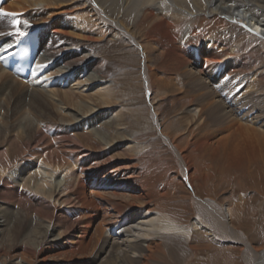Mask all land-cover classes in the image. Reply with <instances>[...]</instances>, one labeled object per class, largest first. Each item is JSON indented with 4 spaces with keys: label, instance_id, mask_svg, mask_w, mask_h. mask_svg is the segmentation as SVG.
Listing matches in <instances>:
<instances>
[{
    "label": "bare ground",
    "instance_id": "obj_1",
    "mask_svg": "<svg viewBox=\"0 0 264 264\" xmlns=\"http://www.w3.org/2000/svg\"><path fill=\"white\" fill-rule=\"evenodd\" d=\"M3 9L19 15L24 30L41 29L44 38L41 55L49 61L42 62L40 55L37 65H49L39 85L27 90L0 67L1 96L7 93L4 103L7 109L0 117L3 123V129L0 128V204H17L23 213L2 211L0 206V236L3 234L0 259L4 258L2 251L9 246L7 257L11 263L15 260L22 264L45 263L57 254L89 255L94 250L93 262L104 254L99 264H149L160 249V244L154 243L160 240V235L185 234V228L156 208V199H163L154 196V187L145 175L132 173L131 167L122 166L125 174H132L133 180L130 183L114 181L112 187L128 188L125 190L134 192L130 195L103 192V183L98 184L102 182L99 179H103L98 168L103 167V173L106 172L114 160H126L136 147H119L122 149L119 155L113 157L109 153L104 160L102 153L112 151L110 148L115 143L122 146L127 142L125 135L133 139L134 132L142 129L148 120L143 113L137 115L139 111L129 112L127 116L118 111L110 116L114 105H127L125 97L134 101L130 96L134 93L130 82L118 92L116 85L108 84L113 59L115 62L127 59L126 51L130 47H126V43L135 46L137 56L138 49L141 50L140 85L147 96L153 95L151 100L155 97L163 101L169 96L182 95L181 98L171 97L174 102L168 101L173 105L167 103L164 128L158 114L163 102L150 106L149 119L178 158L181 177L190 190L195 189L194 183L207 188L210 182L204 174L206 170L202 172L204 164L197 162L202 147L225 173L241 172V164L245 162L243 153L248 162L264 164V61L257 65V72L263 71L259 75L244 74L246 68L234 62L232 47L226 45L225 50L220 47L225 39L223 34L210 37L205 33L207 28H213L229 29L250 37L254 34L264 49V0H6ZM66 13H73L72 21L64 17ZM11 17L1 18L0 24H7ZM0 41L6 43L4 39ZM55 65L65 68V72L61 69L60 75L55 73L54 77ZM159 71L166 78L160 79ZM169 74L183 77V85H175V78ZM72 75L75 79L69 82L67 90L48 86L47 80L67 81ZM215 85L222 90L221 94L233 98L226 101L227 97L213 88ZM89 88L91 93L84 95ZM242 100L244 111L238 109ZM175 103L181 110L188 104L197 105L192 119L198 126L182 132L177 117L180 111L173 108ZM226 103L236 104L237 108ZM24 107L29 113L21 114L17 128L10 120ZM260 108L263 109L260 111ZM32 117L37 121L35 127L30 120ZM88 123L101 124L99 131L107 133L108 140L99 134L96 137L91 130L85 131ZM119 127L125 130L120 131ZM216 133H225V137L213 142L211 139ZM47 137L53 140L48 141ZM141 187L143 192L138 190ZM108 195L113 199H108ZM28 197L36 205L32 211L36 221L30 217L28 209L23 208V201ZM119 199H128L134 204L121 210L124 204ZM191 199L198 211L194 228L205 225L204 230H209L208 226L213 227L243 246L244 264H264V248L256 250L233 225L235 211L216 206L212 199L205 201L195 195ZM136 203L137 208L133 207ZM145 204L148 210L140 208ZM89 208L95 211L92 217L84 214ZM66 211H74L73 215L78 216L70 219ZM40 214H44V219ZM111 217L113 223H117L114 226L111 222L106 225ZM11 218L15 228L4 234L1 229L11 223ZM134 220L131 227L130 222ZM24 228L29 232L23 237ZM57 229L59 233L55 234ZM210 235L212 240L216 239ZM107 248L109 251L105 253ZM117 249H121L120 253ZM91 260L86 261L91 264Z\"/></svg>",
    "mask_w": 264,
    "mask_h": 264
},
{
    "label": "rangeland",
    "instance_id": "obj_2",
    "mask_svg": "<svg viewBox=\"0 0 264 264\" xmlns=\"http://www.w3.org/2000/svg\"><path fill=\"white\" fill-rule=\"evenodd\" d=\"M67 15H68V17H67ZM71 15H72V17H70ZM64 17L66 19L72 21V19L74 18V15H73V13L72 14L66 13V15ZM251 30L254 31L255 29L253 30V28H252ZM211 31H212V33H211ZM228 31H230V30L229 29H227V30L226 29H220V30L215 29L214 30L213 28H207L205 33L208 34V36H210V37H216V36H218L219 33L223 34L225 39H224V42H222L223 44L222 43L220 44V47L222 46L224 50H225L226 45H227V47H232V51H235V53L233 52V54H232V55H234V57L236 59V61H234V62L236 64H238L239 66L241 65V66H244L246 68V71H245L246 73L244 72V74H248V73L252 74V72H253V75H254V73L256 75H259L260 72L262 73L263 71H261V70H258V72H257V67L259 65H262L263 64L262 62L264 61V59H263L264 58V49L261 46V42H260L259 38H257L254 34H252L251 35L252 37H250V36H244L241 34L234 33L235 31H233V32L230 31V33ZM230 35H232V36H230ZM229 38H231V39L233 38V39L231 40ZM229 40H230L231 44H229ZM235 44L237 47L235 46ZM125 46L130 47V48H127V51H126L127 59L125 58L124 62H122L121 60H116V62H115L113 59V62H112L113 64H112V68H111V72L113 71V73H111L112 76L110 75V77L108 78L110 80V82H108V84L111 86L116 85L115 91L118 92L122 88L123 89L125 88V84L130 82V84L134 88L133 89L134 93H132L130 96L133 97L134 101L131 102L129 98L125 97V100L127 101V105L126 106H119V107L118 106L115 107V105H114L113 106L114 110H112L110 116L113 117L114 114L117 113L118 111L126 114V116L129 112L139 111V113L137 115H139L140 113H143L144 118L145 119L148 118V120H147V124H145L142 129H139V130L134 132V134L132 135L133 139L129 138L127 135H125L127 138L126 139L127 142H124L122 144V146H118L115 143V144H113V146H111L112 148H110L112 151L107 152V154L102 153L101 157H102V160H104V157L106 155H108L109 153H110L109 155L113 156V157L119 155L121 153L120 150H122V149H119V147L125 148L127 145L136 147L135 152H133L132 154L128 153L126 160L121 159V158H119V160H114L112 163L113 166H109V169H107L106 172H104L105 174L103 173V169H104L103 167L98 168L99 169L98 174H99L100 178L103 177V179H99L102 182H100L98 184L103 183V186H104V187L102 186L103 192L105 191L107 193L108 192L112 193L115 191L116 193H123L124 192V194H126V195L127 194L128 195L134 194V192L125 190L128 188H122V186L121 187L119 186L117 189L112 187L114 185V183H116V182H126V180L129 183L132 182V180H133L132 174L131 175L125 174L126 170L124 171L123 170L124 168L122 166L127 165V166L131 167L133 170L132 173L136 172V173H138V175L139 174L140 175L142 174V176L145 175L146 176L145 179L147 181H150L151 185L154 187L153 188L154 192L151 190L153 193H155L154 196H156V197L160 196L161 197L160 200L163 199L162 201H159L158 198H157L158 200L156 199V201H158V204H156L157 205L156 208L158 210H160L159 212H162L164 215L167 214L166 216L169 217L175 223H177V225L185 228L184 229L185 234H184V232H182L179 234L160 235V237H161L160 240L154 241V243L160 244V249H159V251L156 252L157 255L153 256V258L149 264H209V263H212V264H244V260L242 259V251H243L242 247L243 246L238 245L235 242L229 240L227 237H225L219 231L215 230L213 227L208 226L209 230L211 231L210 233H209L208 229H207L208 231L204 230V228L206 227L205 225H204V227H200L201 229L193 227V224L196 222V217H197L198 211L195 208V205L192 202L191 198H192V195H195L196 197L200 198L201 200H205V201L212 199L214 201V204L217 203L216 206H218V207L224 206L225 208L227 207L231 211H235L236 215L233 214L234 215L233 218L234 217L235 218L234 219L232 218V221H233V225L235 226L236 230L238 232H240L241 234H243V237H245L246 241L251 246H253L256 250H260V248L263 249L264 248V164L261 165L260 162H258V163L253 162V164H254L253 165L252 162H248L246 159V156H244L246 153H243V154H241V156L243 157L245 162L243 164H241L242 166L240 167L243 171L240 170L241 172H237V175H235L236 172L225 173V170H223V167L221 165L217 164L216 161H212L209 159L210 156L208 154H205L206 150L203 149V147H202V149L200 148L201 152L198 154L199 158H198L197 162H202L204 164V168H203L202 172H204L206 170V172L204 174H206L209 177L210 182H209L207 188H204L203 186H199L200 184L194 183L195 189H193V191H194V194H193V191L189 189V187L185 184L183 177H181V174H180L181 170H180L178 158L176 157L175 153L164 142L163 137H161L160 134L158 133V130L155 127H153V125L150 123V119H149V116H150L149 114L151 112L150 106L153 104L152 106L155 107V106H158V104H160L161 102H163L160 109L158 110V114L160 115L159 119L161 120L159 122H161L162 127H163L165 118H167V115L165 113H167V110L169 109V104L173 105V103H169L168 101L174 102L171 99V97H174L175 95L169 96L168 98L166 97L163 101H158V98L156 99L155 97L153 98L154 100L153 99L151 100L150 98H152L153 95L147 96L145 94V92L142 91L141 85H140L139 72H140L141 60L143 59L142 54H141V50L138 49V56H137L136 51H135V46L131 47L130 44L127 45V43L125 44ZM225 52L228 53V51H225ZM93 54H94V52H93ZM229 55H231V54H229ZM41 56H40V58H42L41 59L42 62L46 63V61H49V59L46 56H44V55H41ZM244 63H245V65H244ZM215 67H218V66H215ZM54 68L55 69H52V71L54 72V77H56L55 75H57V74L60 75L61 69H62V71L65 70V68H60V66L58 67L56 65L54 66ZM250 70H251V72H250ZM69 72L72 73V70H70ZM55 73H57V74H55ZM66 73H68V72H66ZM158 75H159V77H161L160 79L166 78V77H163L164 73H161L160 71H159ZM171 75L172 74H169V76H171ZM85 76L87 77V75L84 74L83 79L86 78ZM171 77L175 78V79L173 78L175 85L176 84H178L180 86L183 85V83H182L183 77L177 78L174 75ZM212 77H214V76L212 75ZM72 78L75 79V77L73 75H72ZM215 79H218V78H215ZM66 82L67 81H65V80L63 81V83H66ZM222 82H224V81H222ZM120 84H122V85H120ZM69 86H70V84L65 89L67 90L69 88ZM215 87L218 88L217 90L219 91V94L222 97H227V98H225L226 101L229 102L230 98L231 99L233 98L232 96L230 97L228 95L221 94L222 90L219 87H217V85H215L213 88H215ZM26 88L30 89V87L25 85V89ZM65 89H63V90H65ZM90 90H92V89H90V88L88 90L86 89L87 92H83V94L84 95L90 94L91 93ZM131 91L132 90L130 89V92ZM236 92H237V90L234 93H236ZM1 94H3V93L0 92V106L2 107V109H0V117L5 115L4 112L7 109L6 106H4L5 101H7V99H6L7 93L5 92V95H2V96H1ZM181 96L182 95L180 94L179 97L181 98ZM175 97H178V96H175ZM242 101L240 103L242 104L243 107L241 106V109L238 108L240 111H244L246 109V108L242 109V108H244V104H243L244 101L243 102ZM248 101H251V97L249 98ZM26 102L28 103V98H26ZM167 103H169V104H167ZM196 106L197 105H195V104H190V105L188 104V107L187 106L185 107L186 110L185 109L181 110V108H177V107H180V105L178 103L174 104L173 108L175 107L176 109H178L180 111L178 113L179 115L177 117L179 118L178 121H181V122L178 123V121H177V123H178V126L180 128H181V126L184 128V129L181 128L182 132L183 131L186 132V129L191 127V126H192L191 129H193L194 126L196 127L197 122H195L196 120L192 119V114H193V112H195ZM227 106L232 107L234 109L237 108L236 104L235 105L227 104ZM27 109L28 108L24 107L22 109V112H20L19 114H17L16 117L14 116L10 120V123H13L18 128V126L16 124H18V122H19L18 120L21 119L20 118L22 116L21 114L29 113ZM262 109L263 108H260L259 110L261 111ZM107 110H108V113H109V111H111V109H109V108ZM104 112L107 113L106 110ZM98 113L101 114L102 112L99 111ZM254 114L255 113H253V115ZM183 115H186V116H183ZM112 117H110V118H112ZM32 119L30 118L31 122L33 123V125L35 127L37 124V121L34 120L35 119L34 117H32ZM57 119H59V118L57 117ZM81 121H83V119H81ZM21 122L23 124L24 121L21 120ZM2 125H3V123L0 122V128L1 129H3ZM19 125H20V123H19ZM93 125L94 126L90 125V123L85 125V127H87V130H85V131L91 130L94 133H96V134H94L96 137L99 134V135H101V138L104 137V139L108 140V138L110 136H108L107 133H105L102 130L99 131V126L101 124L97 125V123H93ZM123 127H125V126H123ZM123 127H119L120 131H123V129H124ZM170 130H172V129H170ZM172 132H173V130H172ZM103 133L106 136H104ZM25 137H26V135L22 136V139ZM224 137H225V133L224 134L216 133L215 137H213L211 139V141L214 142V141L223 139ZM93 138H95V137H93ZM47 140L52 141L53 139L51 138V140H50V137H47ZM115 146H118V148L116 150H113L116 148ZM113 147H115V148H113ZM96 152H97V150H96ZM115 165H119V166H115ZM120 166H121V168H120ZM119 169H120V171H119ZM176 173H178V175ZM103 175H105V176H103ZM122 175H123V177H122ZM127 176H128V178H126ZM114 181H116V182H114ZM121 184H125V183H121ZM169 185H171V186L169 187ZM19 188L21 189V187H19ZM138 190H139V192L142 191V187ZM166 192H167V194H166ZM168 194H170V195H168ZM163 195H165V196L163 197ZM106 197H108V199H110V200L113 199L109 195ZM31 201L32 200L30 199V197L24 199L23 208L28 209V211L30 212V217H33V220L35 219L34 221H36L37 219L35 218V215L32 212L34 210L33 207H35L36 205H34V202H33L34 200L32 202ZM119 202L120 203L123 202L122 204H124L120 207L121 210L126 209V207H125L126 205L128 206V205L134 204V202H131L128 199H119ZM102 204H105V203H102ZM0 206L2 207L1 208L2 211L4 209H6V210L8 209L7 211H9V212H13V213L15 212V213H19V215H23L20 207L17 204H14V205L11 204L9 206L4 205V204H0ZM137 206L138 205L136 203L135 206H133V207L137 208ZM148 207L149 206L147 204H145V205L141 206L140 208H142L143 210H148ZM120 208H119V210H120ZM66 212L68 213V216L70 219H74L78 216V215H73V213L76 214V212H74V211L72 213L69 211H66ZM94 213H95V211L93 212V210H91V209H90V211L88 210V211L84 212L85 216H86V214H87V216L89 214H90L89 216H91V214H94ZM11 215H12V213L10 214V216ZM43 215L44 214H40V216L42 218H43ZM101 215L103 216L102 212H101ZM13 216H14V214H13ZM81 216H79V217H81ZM11 219H12L11 223L7 224L6 225L7 227H3L1 229V231H3L4 234L6 232L7 233L10 232L12 229L15 228V225L13 223L14 219L13 218H11ZM99 219L100 218H98V220ZM140 219H138V221H140ZM0 220H2V219H0ZM98 220L96 221L95 224L98 223ZM113 220H114V218H112V217L110 219H108L107 220L108 222L106 221V223H107L106 225L109 226L110 222L113 223ZM135 222H136V220L130 222L131 227ZM114 223H116V221ZM114 223L112 226L115 225ZM42 224H44V223H42ZM211 228L213 231L211 230ZM76 229H77V227H76ZM4 231H6V232H4ZM186 231H187V234H186ZM28 232L29 231H27V228L26 229L24 228L21 236L24 237V235H26ZM54 232H55V234H57V233H59V230L57 229ZM131 234H133V233L131 232ZM131 234H129V236ZM210 234L214 235L216 239L212 240L211 239L212 236ZM2 237H3V234L0 236V238H2ZM22 239L23 238H21V240ZM72 240H76V239H72ZM23 242L25 243V241H23ZM8 247L9 246H6L4 251H2L3 254L1 253L2 255H4L5 260H4V258L0 259V264H2L3 261H4L3 264H22L19 260L12 261V263H11V261L9 262V259L7 257V254H8L7 248ZM124 249H126V248H124ZM117 250H119V253H120L121 249H117ZM107 251H109L108 248L105 250V253ZM58 252L62 253L65 251H58ZM95 255H96V251H94V250L92 252H90L89 255H82L81 254V255L71 256L69 254H63V255L57 254V255L52 257L54 259H50L49 261H47L45 263L32 261V264H62V263L65 264L68 262L72 263V264H81L83 261L91 260V258L95 257ZM103 255L100 256V259H96V260L94 259L95 260L94 262L92 259L91 261L93 263L91 261H90V263L91 264H99L101 262L100 260L102 259ZM83 257H86L85 258L86 260H83L84 259ZM80 261H82V262H80ZM84 264H89V263H88V261H86Z\"/></svg>",
    "mask_w": 264,
    "mask_h": 264
},
{
    "label": "snow or ice",
    "instance_id": "obj_3",
    "mask_svg": "<svg viewBox=\"0 0 264 264\" xmlns=\"http://www.w3.org/2000/svg\"><path fill=\"white\" fill-rule=\"evenodd\" d=\"M0 15H5V16H15L16 14H14V13H6V12H3L2 10H0ZM13 22L16 23V24L19 23V21H16V20H14ZM25 23H26V22H25ZM37 67H41V66H40V65H37Z\"/></svg>",
    "mask_w": 264,
    "mask_h": 264
}]
</instances>
